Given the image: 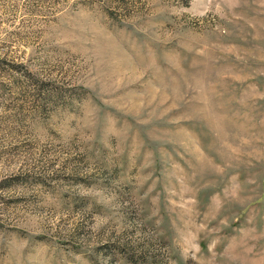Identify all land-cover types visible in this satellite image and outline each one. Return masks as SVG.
Segmentation results:
<instances>
[{"label":"rangeland","instance_id":"rangeland-1","mask_svg":"<svg viewBox=\"0 0 264 264\" xmlns=\"http://www.w3.org/2000/svg\"><path fill=\"white\" fill-rule=\"evenodd\" d=\"M0 264H264V0H0Z\"/></svg>","mask_w":264,"mask_h":264}]
</instances>
